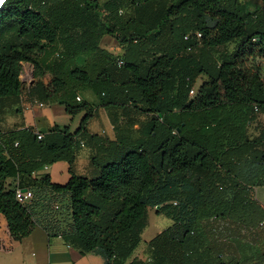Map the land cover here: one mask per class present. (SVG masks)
Returning a JSON list of instances; mask_svg holds the SVG:
<instances>
[{"label": "trees", "instance_id": "trees-1", "mask_svg": "<svg viewBox=\"0 0 264 264\" xmlns=\"http://www.w3.org/2000/svg\"><path fill=\"white\" fill-rule=\"evenodd\" d=\"M106 35L127 45L122 66L101 46ZM259 59L264 0H7L0 116L24 93L86 112L75 132L55 127L39 138L28 127L0 128V212L12 237L43 225L104 264H250L224 257L208 233L226 221L256 229L264 220L254 196L264 185V125L250 131L264 114ZM26 62L35 66L27 90ZM45 71L48 84L37 79ZM82 88L121 108L127 126L117 139L89 133L99 105L77 100ZM82 140L93 150V176L73 168ZM61 160L70 164L66 183L37 174ZM18 188L33 197L18 199ZM152 208L173 222L147 241L143 258L135 251Z\"/></svg>", "mask_w": 264, "mask_h": 264}, {"label": "crops", "instance_id": "crops-1", "mask_svg": "<svg viewBox=\"0 0 264 264\" xmlns=\"http://www.w3.org/2000/svg\"><path fill=\"white\" fill-rule=\"evenodd\" d=\"M99 1L104 2L107 0ZM101 46L106 48L113 56H126L127 45L121 43L112 35L104 36L101 41ZM48 52L49 48H46L45 52L40 54L39 60L42 66H45L46 62H48V60L45 61ZM23 67L29 70L33 69L35 79V66L26 62ZM40 78L44 84H48L52 75L50 72L45 71L37 77V79ZM200 78L201 81H204L206 77L200 76L198 79ZM31 83L24 82L26 90ZM196 83L193 86L194 88H198L202 82L198 87ZM38 90L41 91L42 88L38 87ZM78 96L81 98L80 100L90 101L99 105L94 109V115L88 121L87 128L90 134H96L99 137H107L111 140H115L119 136L118 131L126 129L127 124L125 120L127 119L122 115L121 108L107 107L101 104L99 97L89 88L78 90ZM38 102L39 100L36 96L30 97L24 93L22 99L17 104L8 106L5 112L0 116V128L3 131H7L14 128L20 129L28 127L38 133L42 132L43 134L55 127H68L71 132H75L81 126V122L86 114L85 111H81L75 115H71L67 112L65 105L59 101L45 102L43 107H40ZM123 119L125 123L121 122ZM119 125H121L120 128ZM262 126L263 125L260 127ZM135 127L138 128V124H136ZM82 143L84 145H81L73 168L79 175L93 176L95 173L91 165V154L93 150L91 145L85 140H82L81 144ZM37 174H49L52 181L64 184L71 177L70 164L64 160L57 161L50 165L47 164L38 170ZM254 196L264 206V189H260L258 193L255 192ZM261 223L259 227L256 228L260 235L257 246L260 247L262 245L263 249L259 250V252L252 257V264H264V220ZM237 226L242 227V225L240 226L232 221H226L218 227H210L208 235H213L214 231L218 228L219 230H217V232L219 234H232L234 228ZM135 255L143 258L146 257V255ZM50 263L104 264V261L101 256L91 252L83 253L79 248L70 244L63 237L50 234L43 225L34 226L29 235L21 240H15L9 230L7 218L0 212V264Z\"/></svg>", "mask_w": 264, "mask_h": 264}, {"label": "rangeland", "instance_id": "rangeland-1", "mask_svg": "<svg viewBox=\"0 0 264 264\" xmlns=\"http://www.w3.org/2000/svg\"><path fill=\"white\" fill-rule=\"evenodd\" d=\"M250 6L253 8L252 3ZM230 48H232V46H230ZM258 63L261 68V75L264 78V61L259 59ZM201 82V78L198 79L196 86L198 87ZM197 89L198 88L195 89V92ZM261 125H264V114L262 113L258 115L257 120L251 126V133H257L258 128ZM260 189L263 190L264 185H258L255 192L258 193ZM172 222L173 220L167 217L164 213H159L155 208H152L150 210L149 225L143 233L142 241L136 249L135 254L143 256L147 255V241L168 227ZM217 230H219V228ZM217 230L214 231L213 235L209 236V239H211V242L215 245L217 251L224 254V257L235 255L243 260L253 257L259 252V250L263 249L262 245L260 247L257 246V242L260 239L259 231L257 229L237 226L234 228V232L232 234H219ZM250 264H252V262Z\"/></svg>", "mask_w": 264, "mask_h": 264}, {"label": "built area", "instance_id": "built-area-1", "mask_svg": "<svg viewBox=\"0 0 264 264\" xmlns=\"http://www.w3.org/2000/svg\"><path fill=\"white\" fill-rule=\"evenodd\" d=\"M7 0H0V10L4 7L5 3H6ZM202 34L200 32H198L196 34V37L198 39V41L200 42V38H201ZM124 55H117V58H116V62L119 66H122L124 64ZM21 78L24 82L26 83H31L34 79V70L33 69H26L23 67V70L21 72ZM190 94H195V88L192 87L190 89ZM78 100H80L81 98L78 96L77 98ZM38 105L40 107H43L45 105V102H42V101H39L38 102ZM256 110H258V108L256 107ZM38 137L39 138H42L43 137V134L42 133H38ZM15 145H18V142H15ZM83 145V143H82ZM16 194H17V198L20 199V200H30L32 197H33V193L32 191H30L28 188H27V191H23L21 188H18L17 191H16ZM56 207H58L56 205ZM262 224V223H261ZM51 264V263H50Z\"/></svg>", "mask_w": 264, "mask_h": 264}, {"label": "water", "instance_id": "water-1", "mask_svg": "<svg viewBox=\"0 0 264 264\" xmlns=\"http://www.w3.org/2000/svg\"><path fill=\"white\" fill-rule=\"evenodd\" d=\"M22 190H23V191H27V188H23Z\"/></svg>", "mask_w": 264, "mask_h": 264}]
</instances>
